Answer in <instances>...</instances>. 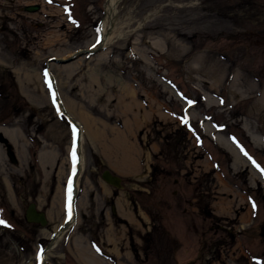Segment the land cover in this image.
<instances>
[{"label": "rangeland", "instance_id": "obj_1", "mask_svg": "<svg viewBox=\"0 0 264 264\" xmlns=\"http://www.w3.org/2000/svg\"><path fill=\"white\" fill-rule=\"evenodd\" d=\"M105 2L0 0V264H264V0H122L102 45ZM46 69L95 124L77 223L43 259L71 127ZM30 202L48 224L25 220Z\"/></svg>", "mask_w": 264, "mask_h": 264}, {"label": "bare ground", "instance_id": "obj_2", "mask_svg": "<svg viewBox=\"0 0 264 264\" xmlns=\"http://www.w3.org/2000/svg\"><path fill=\"white\" fill-rule=\"evenodd\" d=\"M105 1H106L104 4V13L105 14H104V17H103L102 22L100 24V40H101L100 43L102 45L106 44L107 42H110L113 38V33L115 31V26H116V20L118 17V15H117L118 14V4L122 0H105ZM117 35L120 36V34H117ZM101 44L99 45V47H101ZM85 50L91 52L93 49H85ZM46 71L50 75V78L52 79V83H53L52 93L53 92L56 93L55 101L57 103L58 111L63 112L64 114L68 115L71 107L65 106V104H64L63 100L61 99L59 92L55 86V83L53 80L54 77H53L51 71L49 69H46ZM33 79L35 80V82H37L36 77L33 76ZM49 97H50V91H49ZM68 117L70 118V121H71V127L69 129V144H68V149H67L68 151L67 152H69V159H68L69 171H70L69 178L71 177V180H72V217H71V219H69L68 218V212H67L62 217L60 222L54 226V228L52 229L53 233L51 234L50 243L44 249V253L42 255L43 259L46 257L47 250L52 249L54 247V245L60 240L62 235L66 231H68L71 227L75 226L77 223L76 213H75L74 208H73V202H74L75 195L77 193L78 178H79V175H80L82 168H83L84 156H83V152H82V141H83V137H84L85 132L88 134H89V131L94 132L93 127H92L93 123H94L93 121H86L85 124H83L79 120L72 119V117L69 115H68ZM73 125H75L77 130H78L77 137H76V145H75L76 146V153H77V161H76V165H75V175H73V161L71 158V151L73 148V136H72L71 128ZM1 131H4V132H2V133H4V136H6L10 141L13 142V140H12L13 137L11 136L12 134L9 133L8 129L1 130ZM219 142L223 145V147H225L231 153L235 162L238 163L240 161L239 160L240 157L238 156L235 148L231 144H229L225 140H223L222 138L219 139ZM8 148L10 149V147H8ZM107 169H109V168H107ZM69 178H68V181H69ZM67 189H68V186H67ZM67 189L64 191L66 196H67ZM36 209L39 210L37 205H36ZM45 215H46V219H48L47 214H45ZM41 264H44V262L42 261Z\"/></svg>", "mask_w": 264, "mask_h": 264}, {"label": "water", "instance_id": "obj_3", "mask_svg": "<svg viewBox=\"0 0 264 264\" xmlns=\"http://www.w3.org/2000/svg\"><path fill=\"white\" fill-rule=\"evenodd\" d=\"M38 9V5H28V6H25L24 7V10H27V11H35ZM89 52V51H88ZM72 58H69L67 60H64L63 61L65 62H68L70 61ZM50 60H58L56 59L55 57H51ZM58 61H61V60H58ZM8 153V156L10 158V160L12 162H15V157H14V154L13 152L8 149L7 151ZM100 177L101 179L106 182L108 185L114 187V188H121L122 185H121V182H122V179L120 176L112 173L109 169L105 168L102 170L101 174H100ZM46 213L44 211H41V210H37L36 209V204L34 202H30L26 209H25V213H24V217H25V220L27 222H30V223H37L41 226H44L46 225L47 223V219H46Z\"/></svg>", "mask_w": 264, "mask_h": 264}, {"label": "snow or ice", "instance_id": "obj_4", "mask_svg": "<svg viewBox=\"0 0 264 264\" xmlns=\"http://www.w3.org/2000/svg\"><path fill=\"white\" fill-rule=\"evenodd\" d=\"M97 31H99V29H97ZM97 43H99V40L97 41ZM94 47H95V45H94ZM47 75L48 74L46 72L45 76L47 77ZM51 87H52V85H51V82L49 81V88H51ZM52 96H53V102L55 103L56 93L53 92ZM186 122L187 121H185V123ZM71 131H72V136H73V148L71 151V158L73 161V175H75V165H76V161H77V153H76V146L75 145H76V137H77V132H78L75 125L72 126ZM245 155H247L246 152H245ZM253 163L255 164V161H253ZM256 166L260 169V171L262 173H264V168H260V166L258 164ZM67 197H68V201H67L68 218L71 219V217H72V180H71V177L69 178V181H68ZM0 225H6V222L3 219H0ZM42 252H43V250L41 249V253ZM39 258L42 259V256H40Z\"/></svg>", "mask_w": 264, "mask_h": 264}]
</instances>
